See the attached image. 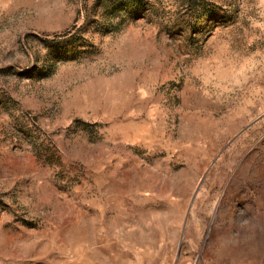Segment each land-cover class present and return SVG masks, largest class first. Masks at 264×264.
I'll use <instances>...</instances> for the list:
<instances>
[{"label":"rangeland","instance_id":"1","mask_svg":"<svg viewBox=\"0 0 264 264\" xmlns=\"http://www.w3.org/2000/svg\"><path fill=\"white\" fill-rule=\"evenodd\" d=\"M0 264H264V0H0Z\"/></svg>","mask_w":264,"mask_h":264}]
</instances>
